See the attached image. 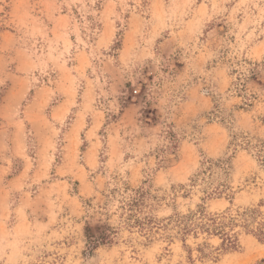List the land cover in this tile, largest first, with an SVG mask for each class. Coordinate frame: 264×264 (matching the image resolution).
<instances>
[{"label":"clouds","instance_id":"1","mask_svg":"<svg viewBox=\"0 0 264 264\" xmlns=\"http://www.w3.org/2000/svg\"><path fill=\"white\" fill-rule=\"evenodd\" d=\"M0 264H264V0H0Z\"/></svg>","mask_w":264,"mask_h":264}]
</instances>
